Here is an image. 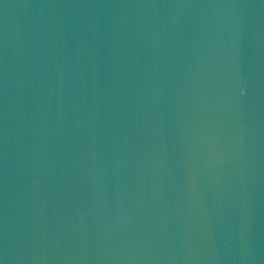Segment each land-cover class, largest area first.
<instances>
[{
  "label": "water",
  "instance_id": "95a60500",
  "mask_svg": "<svg viewBox=\"0 0 264 264\" xmlns=\"http://www.w3.org/2000/svg\"><path fill=\"white\" fill-rule=\"evenodd\" d=\"M0 264H264V0H0Z\"/></svg>",
  "mask_w": 264,
  "mask_h": 264
}]
</instances>
